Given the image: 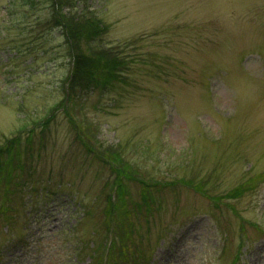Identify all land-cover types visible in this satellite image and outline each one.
<instances>
[{
  "label": "rangeland",
  "instance_id": "374dc122",
  "mask_svg": "<svg viewBox=\"0 0 264 264\" xmlns=\"http://www.w3.org/2000/svg\"><path fill=\"white\" fill-rule=\"evenodd\" d=\"M76 4L107 26L95 37L123 62L73 98L51 0H0V145L22 142L14 180L0 185V264H234L239 247L237 264H264V179L228 196L264 171V0ZM65 106L97 150L122 158L88 151ZM142 179L161 181L150 204ZM109 194L128 212L110 232Z\"/></svg>",
  "mask_w": 264,
  "mask_h": 264
},
{
  "label": "trees",
  "instance_id": "16d2710c",
  "mask_svg": "<svg viewBox=\"0 0 264 264\" xmlns=\"http://www.w3.org/2000/svg\"><path fill=\"white\" fill-rule=\"evenodd\" d=\"M53 11V20L58 26H61L65 29L69 43H70V53L73 58V66L71 74L69 75L70 79V97H75L78 93H81L83 88H88L90 85L98 86L100 84H107V79L112 78V75L115 71V64L122 63L121 59L117 54L108 48L107 45L101 44V39L96 38L95 36L99 35L102 37V32L106 29V25L97 18L89 8L83 6L80 12H75L74 10L76 0H51ZM65 5H68V9L71 15H68L69 12L64 10ZM71 7V8H70ZM98 35V36H99ZM99 36V37H100ZM100 37V38H101ZM85 41L87 43H85ZM75 43V44H74ZM85 44L88 45L87 50L85 49ZM77 86L80 87L77 90ZM69 107V106H68ZM65 106L67 116L70 118L71 123L77 130V138L85 146L88 151L94 152L98 157L102 158L104 161L115 160L117 158H122L120 151H108L104 152L97 150L95 143L91 142V138L94 136L91 134L90 129L85 130L82 122L73 114L72 110ZM50 118H47L43 125H46ZM33 129L30 130L32 132ZM30 135V134H29ZM30 140V138H29ZM22 142L20 136L7 138L6 142L0 145V185L4 184L5 187H9V183L14 180L16 169L20 167V160L22 157ZM121 148V146H120ZM114 158V159H113ZM112 161V162H113ZM114 163V162H113ZM119 174H126L129 177L131 176L129 171L118 169ZM121 176L118 175L116 180L112 183L115 190L120 193L121 200L124 201V183L120 180ZM264 179V171L257 172L250 175L248 178L238 183L236 186L232 187L229 190L228 196L231 197H240L245 192L255 189L259 186V183ZM191 178L182 179V182L188 186H192L196 190H200L208 196H211L205 189V186L201 183L192 182ZM143 190L142 198L146 204H150L151 199H153V193H151V185L158 186L161 184V181L154 180L153 182H148L143 180ZM11 185V184H10ZM213 198V196H211ZM141 203L138 204L140 207ZM126 203L123 202L122 207H125ZM3 209V206H0ZM106 213V227L110 232L112 228V223L115 220H121L122 214H128V212H122L120 208V203H115L112 200V194L108 196V202L104 208ZM116 212V213H115ZM117 216V217H116ZM124 220V219H123ZM122 220L120 226L121 229L124 228V225H127ZM118 225V224H117ZM115 226V225H114ZM241 252V247H239L236 256L234 257V264H237ZM126 260L129 257L125 254L123 255Z\"/></svg>",
  "mask_w": 264,
  "mask_h": 264
}]
</instances>
